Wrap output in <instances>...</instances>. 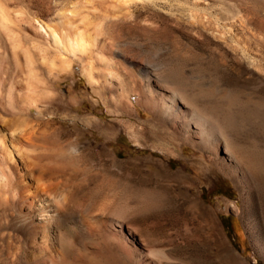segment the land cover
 Here are the masks:
<instances>
[{
  "label": "rangeland",
  "instance_id": "rangeland-1",
  "mask_svg": "<svg viewBox=\"0 0 264 264\" xmlns=\"http://www.w3.org/2000/svg\"><path fill=\"white\" fill-rule=\"evenodd\" d=\"M137 1L126 11L130 16L103 24L104 66L98 70L110 82L101 74L95 91L77 63L68 75L50 73L33 51L45 95L40 108L20 115L19 126L37 125L65 149H77L84 173L71 176L84 179L80 199H94L95 214L114 199L125 200L126 193L108 185L131 188L133 206L148 196V206L139 207L129 225L153 264H264V154L256 155L263 170L244 166L239 180L223 151L216 157L199 145L193 130L186 134L165 116L158 120L157 109L145 104L150 96L159 99V92L168 100L163 75L198 74L206 79L200 89H219L196 97V105L210 106L221 118L232 112L234 120L242 113L263 114L264 0ZM114 153L120 164L112 163ZM1 215L0 264H25L32 254L28 236L15 216Z\"/></svg>",
  "mask_w": 264,
  "mask_h": 264
},
{
  "label": "bare ground",
  "instance_id": "bare-ground-1",
  "mask_svg": "<svg viewBox=\"0 0 264 264\" xmlns=\"http://www.w3.org/2000/svg\"><path fill=\"white\" fill-rule=\"evenodd\" d=\"M134 1L0 0V210L2 218L15 216L28 236L32 254L25 264H153L151 251L129 225L138 208L148 206V196L133 206L131 188L108 185L109 191L126 193L125 200L114 199L102 205L101 214H95V200L80 199L84 179L71 176L84 173L77 149H65L52 135L39 132L37 125L25 130L19 126L20 115L40 108L45 95L34 70L38 62L33 51L50 73L59 70L68 75L77 63L81 76L95 91L97 77L109 76L98 70L104 66L103 24L107 19L114 22V17L130 16L126 11ZM201 81H206L205 76L185 79L184 74L169 72L161 78L162 86L170 91L168 100L159 92V99L150 96L145 104L150 110L157 109L158 120L159 116L167 120L165 116L181 123L186 134L193 130L199 145L210 148L216 157L223 151L237 179L243 178L244 166L263 170L257 156L264 154V113H242L234 120L230 112L229 118H221L210 106L194 103L196 97L207 98L219 89L212 85L206 93L200 89ZM185 105L189 111L183 110ZM246 106L250 107L249 101ZM253 106L259 111L261 103ZM84 121L103 129L97 120ZM245 128L249 134L243 136L240 133ZM233 129L237 132L231 133ZM111 159L114 165L122 160L116 153ZM165 171L171 172L167 167Z\"/></svg>",
  "mask_w": 264,
  "mask_h": 264
}]
</instances>
